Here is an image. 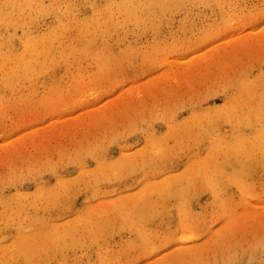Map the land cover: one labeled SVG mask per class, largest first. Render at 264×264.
I'll use <instances>...</instances> for the list:
<instances>
[{
  "label": "rangeland",
  "instance_id": "1",
  "mask_svg": "<svg viewBox=\"0 0 264 264\" xmlns=\"http://www.w3.org/2000/svg\"><path fill=\"white\" fill-rule=\"evenodd\" d=\"M0 264H264V0H0Z\"/></svg>",
  "mask_w": 264,
  "mask_h": 264
}]
</instances>
